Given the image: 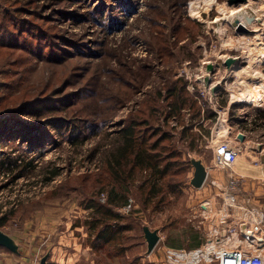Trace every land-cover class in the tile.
<instances>
[{
    "label": "rangeland",
    "instance_id": "1",
    "mask_svg": "<svg viewBox=\"0 0 264 264\" xmlns=\"http://www.w3.org/2000/svg\"><path fill=\"white\" fill-rule=\"evenodd\" d=\"M231 7L226 0H0V219H7L0 229L20 246L19 255L0 247V264H38L46 253V264H165V248L197 247L208 229L199 205L211 184L229 180L213 157L222 139L242 147L231 173L244 177L239 193L264 210V102H235L264 30L240 39L250 47L225 20L217 32L216 18ZM224 57L237 63L230 68ZM251 67L264 78V61ZM205 78L219 88L208 91ZM141 118L156 132L148 143L174 162L149 201L138 190L140 172L123 185L107 164L118 132ZM190 157L209 172L198 189L189 182ZM110 196L121 216L110 224L122 231L105 243L94 238L85 204ZM142 225L160 236L150 254Z\"/></svg>",
    "mask_w": 264,
    "mask_h": 264
},
{
    "label": "built area",
    "instance_id": "2",
    "mask_svg": "<svg viewBox=\"0 0 264 264\" xmlns=\"http://www.w3.org/2000/svg\"><path fill=\"white\" fill-rule=\"evenodd\" d=\"M209 87L214 86L210 83ZM241 150L237 142H217L213 148L215 166L226 170L229 180L211 184L214 192L199 205L208 224L205 238L194 248H165V264H264V210L239 193L244 177L231 173H236L233 166Z\"/></svg>",
    "mask_w": 264,
    "mask_h": 264
},
{
    "label": "trees",
    "instance_id": "3",
    "mask_svg": "<svg viewBox=\"0 0 264 264\" xmlns=\"http://www.w3.org/2000/svg\"><path fill=\"white\" fill-rule=\"evenodd\" d=\"M26 25H30L27 23ZM170 107L171 112H176L182 109L185 104L184 101ZM144 127V129L137 130L136 127ZM151 131V136L156 132L150 128L147 119H131V121L125 126L123 130L118 132V137L114 141V148L112 149L111 159L107 161L109 170L114 175V180L120 183H126L128 178H132L136 172H140L141 183L138 186V190L142 196L149 201L152 197L161 193L163 184H159L165 177L168 169L174 165V162H170L169 156L162 155L161 151L157 150L158 142L148 143V132ZM150 135V134H149ZM28 141H30L28 139ZM5 161L0 162V165ZM15 161L7 162V169H11V164ZM17 165V164H16ZM18 167V166H17ZM23 172L19 171L15 173L12 179L17 178ZM56 172L53 173L55 175ZM122 185V184H121ZM114 203L113 198L107 200V203H102L94 198L86 200L85 207L92 209V218L90 220L91 229L94 232V238L97 240H103L105 243L110 242L117 238L122 229L116 225H111L110 221H117L120 219L119 213L112 209ZM6 217H1L0 226L6 221ZM142 230V228H141Z\"/></svg>",
    "mask_w": 264,
    "mask_h": 264
},
{
    "label": "bare ground",
    "instance_id": "4",
    "mask_svg": "<svg viewBox=\"0 0 264 264\" xmlns=\"http://www.w3.org/2000/svg\"><path fill=\"white\" fill-rule=\"evenodd\" d=\"M258 1L257 0H246L245 2L240 3L239 5H232V7L228 9L229 13L227 16H222L218 19L216 18L215 21L217 23L219 22L218 27L216 28L217 32L222 33L224 31L223 23L220 21L225 20L227 25L230 26V28L236 34V36H237L236 41L239 43V45L245 44V45H243L244 47H250L248 42H247L248 44L245 42H241L240 39L242 40V38L246 34H249V32H251V33L258 32L256 30V27L258 25H259L261 30H264V21L261 22V19H260V14L263 10V5L260 6V3ZM197 4L198 3H195V4H193V6H196ZM238 24H241L245 27V29H246L245 33H237L238 31L236 30V28H237ZM256 38L261 39L260 33L256 34ZM258 44L261 45L262 43L259 42ZM258 44H257V47H258ZM259 50L255 51V48L250 47L249 59L252 62H254V63L250 64L251 66H253V64H255V63L264 61V45L263 44H262V47L261 46L259 47ZM257 55H259L260 57L258 56L259 57L258 58ZM231 59H232V61L230 63V68H233V66H235V63H237V61H236L237 58L236 59L231 58ZM222 60L225 61L227 59H225V57H224ZM251 66L245 75L246 82H243V84H242L243 92L239 96L237 101H235V102L250 103L254 107V106L262 105L264 102V78H263L262 73H260V72L258 73L256 71V69H254ZM202 81H203V79H202ZM203 83H204V81H203ZM216 83H211V86H218L219 83L218 84H216ZM207 90L210 91L211 88L209 87V89L207 88ZM228 129L229 128H228L226 123L221 124V126H220L221 132L227 133ZM262 162H264V161H262ZM262 164H264V163H262Z\"/></svg>",
    "mask_w": 264,
    "mask_h": 264
},
{
    "label": "water",
    "instance_id": "5",
    "mask_svg": "<svg viewBox=\"0 0 264 264\" xmlns=\"http://www.w3.org/2000/svg\"><path fill=\"white\" fill-rule=\"evenodd\" d=\"M246 0H226V3L230 6L232 5H239L240 3L245 2ZM236 30L240 33H245L246 29L243 25L238 24ZM231 60H227L226 64L229 65ZM207 68L212 70V65H208ZM205 82L209 84V78H205ZM219 86H214L212 91H215ZM237 139L240 141L244 140L243 134H238ZM260 149V148H259ZM264 161V157L261 158ZM190 163L192 166V177L190 178V184L194 188L198 189L202 187L203 183L207 177V170L206 167L203 165L200 159H196L194 157H190ZM142 235L146 242V254H150L158 241L160 240V236L158 234V230L154 229L151 230L148 225H142ZM0 247L8 250L12 254L19 255L20 254V246L19 244L7 233L0 229ZM49 253L44 254L38 264H46V260L48 258Z\"/></svg>",
    "mask_w": 264,
    "mask_h": 264
}]
</instances>
